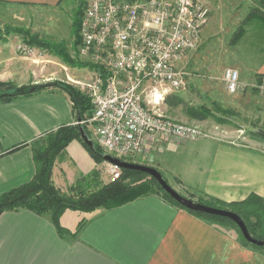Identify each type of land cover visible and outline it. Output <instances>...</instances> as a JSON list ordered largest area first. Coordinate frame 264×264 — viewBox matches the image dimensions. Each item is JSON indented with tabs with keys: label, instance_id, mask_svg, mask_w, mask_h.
Wrapping results in <instances>:
<instances>
[{
	"label": "crops",
	"instance_id": "1",
	"mask_svg": "<svg viewBox=\"0 0 264 264\" xmlns=\"http://www.w3.org/2000/svg\"><path fill=\"white\" fill-rule=\"evenodd\" d=\"M58 4L60 0H0V16L15 15L14 7ZM213 38L210 32L202 34V43ZM24 40L17 33H7L0 40V82L20 86L61 81L53 70L59 62L47 59L45 51L31 57L17 51L16 45ZM193 59L182 67L185 78L191 75L188 83ZM44 62L49 65L40 64ZM251 70L247 84L264 76V57ZM77 120L71 96L56 86L0 101V195L33 179L37 141ZM218 126L210 131L212 135L222 133L218 138L168 141L150 147L135 160H126L158 168L173 188L180 193L185 190V196L195 200L213 197L230 203L252 193L264 198V143H239L230 131L219 132ZM97 165L86 147L73 140L55 160L53 182L68 193ZM59 225L66 232L59 230L49 214L29 209L3 212L0 264H264V254L244 245L234 229L203 219L161 194L92 212L67 209Z\"/></svg>",
	"mask_w": 264,
	"mask_h": 264
},
{
	"label": "built area",
	"instance_id": "2",
	"mask_svg": "<svg viewBox=\"0 0 264 264\" xmlns=\"http://www.w3.org/2000/svg\"><path fill=\"white\" fill-rule=\"evenodd\" d=\"M211 12L205 0H89L79 51L98 69L79 84L91 99L96 142L105 153L124 159L164 142L208 136L201 126L164 115L159 107L166 95L185 89L180 62L201 46ZM16 49L38 55L24 42ZM224 78L231 94L242 87L237 69L226 68ZM248 86L264 91V76ZM108 165L109 182L119 180L123 169Z\"/></svg>",
	"mask_w": 264,
	"mask_h": 264
},
{
	"label": "rangeland",
	"instance_id": "3",
	"mask_svg": "<svg viewBox=\"0 0 264 264\" xmlns=\"http://www.w3.org/2000/svg\"><path fill=\"white\" fill-rule=\"evenodd\" d=\"M79 1L83 3L84 14L89 0H63L61 4L55 7H14L13 9L16 11L15 15L14 13H9L5 18L4 16H0V26L5 27L10 25L30 28L32 33L38 34L52 42H65L68 48L67 54L75 63L66 61L63 57L59 56L58 52L35 48L38 54L45 51L47 59L59 62L56 65L50 61V63L56 65V68L54 66L53 70L57 71L56 74L61 78V81L58 80L59 82L68 83L73 88L87 95L81 89L79 81L85 82L90 80L93 73L98 69V65L94 63L93 58L82 55L79 51L80 45L75 44L77 38L73 35L72 19ZM205 1L211 5L212 12L210 22L203 31V37L210 32V34L214 35V38L208 44L202 43L196 51L188 52L181 60V67L192 61L193 57L194 64L189 69L192 72V78L189 79L190 83H188L187 77L191 75H187L185 78L187 81L186 89L177 93L180 96H185L188 102L193 105L208 104L212 106L216 103L223 108L232 110L235 115H226L225 118L228 119L227 123L219 124L215 118H209L202 122L191 120L186 116L181 107L170 108L165 102L160 105L159 110L169 117L201 126L208 133L206 138L220 137L222 133L210 134V131H214L216 125H219V128L217 127L220 129L219 132H222L221 130L224 129L230 131L229 135L232 136L231 134H233V138L237 139L234 140L239 143L247 145L264 143V140L255 137V134L260 135L258 130L264 129V91L251 86L246 87L247 80L250 77L249 73L252 71L251 69L264 57V22L259 15L260 11H264V4L262 0ZM240 28L244 30L242 31V35L240 38L233 40V37ZM40 64L49 65L48 62ZM47 66L45 69H47ZM230 67L239 71L242 87L245 84V88L241 87L234 94L230 92L226 94L227 85L223 75L225 69ZM247 93L254 96V98H248ZM92 115L93 105L90 106V114L86 115V119L81 121V123L77 120L76 124L83 125L89 137L96 141L95 124L91 122ZM218 116H221V114H218ZM86 150L89 151L87 148ZM145 153L134 155L129 159L135 160ZM124 159L126 160L127 158ZM172 159L169 157L168 161H173ZM97 164V167L92 169L86 175L88 176L86 178H89L94 170H98L100 180L108 183L110 179L109 165L106 161ZM134 176L136 177L133 179L129 178L127 181H135L141 175ZM170 183L174 185L173 182ZM182 193L183 195H187L185 190H182ZM68 194H72V192L69 191ZM224 226L227 229H234L236 237L241 240L236 227H231L230 225ZM249 248L252 251L261 253L251 246ZM261 248H264V246H261Z\"/></svg>",
	"mask_w": 264,
	"mask_h": 264
},
{
	"label": "trees",
	"instance_id": "4",
	"mask_svg": "<svg viewBox=\"0 0 264 264\" xmlns=\"http://www.w3.org/2000/svg\"><path fill=\"white\" fill-rule=\"evenodd\" d=\"M62 1L63 0H60V4ZM82 6V1H79L72 19V31L73 35L77 38V42H75L77 45H80L81 43L80 30L83 18ZM259 15L264 22V11H260ZM242 31H244L243 28H240L233 37V40L240 38ZM7 33L20 34L25 38V43L41 49L58 52L59 56L63 57L66 61L75 63L67 54L68 48L65 42H52L38 34L32 33L30 28L14 27L10 25L5 27L0 26V40H3V37ZM54 86L64 89L71 96L77 119L81 118V121H84L86 115L90 114V106H92L91 99L68 83L65 84L63 82L54 81L42 84L18 86L13 82H0V101H12L19 96L30 95ZM164 102L170 108L181 107L186 116L191 120L199 122L208 120L209 118H215L219 124H225L228 120L225 118L226 115H235L232 110L223 108L216 103L212 106L208 104L193 105L178 93H170L166 95ZM218 114H221V116H218ZM81 126L86 131L83 125H68L49 134V136L43 141H37L34 146L36 173L31 181L0 195V215L5 211L17 209H29L37 214H49L53 222L57 224L59 230L61 232H66V230L59 225V221L61 215L67 209L92 212L99 208L109 209L118 207L140 197L161 194L172 204H175L203 219L223 226L230 225L236 227L244 245H249L253 247V249L264 254V248L249 243L244 238L237 224L231 219L190 210L182 206L170 194H168L154 178L140 171L124 169L120 180L104 183L100 180V173L98 170H94L89 178H86L88 176H85L84 178L77 180L75 185L70 188L72 194L63 193L54 184L52 172L58 155L67 148L71 141L79 140L89 150L97 163L105 161L102 156L105 152L96 141L93 140L94 150L86 144L80 132ZM86 133L89 136L87 131ZM255 137L264 140V137L258 134H255ZM134 175L141 176H138L139 179L135 181L128 182L127 180L129 178L133 179L136 177ZM187 197L192 198L191 196ZM197 201L237 213L244 220L249 232L254 237L264 238V198L260 195L252 193L242 201L230 203L213 197L198 198Z\"/></svg>",
	"mask_w": 264,
	"mask_h": 264
},
{
	"label": "water",
	"instance_id": "5",
	"mask_svg": "<svg viewBox=\"0 0 264 264\" xmlns=\"http://www.w3.org/2000/svg\"><path fill=\"white\" fill-rule=\"evenodd\" d=\"M79 121H81V118H79ZM80 132L82 135V138L86 142V144L94 150V141L91 139L84 128L81 126L80 127ZM258 133L264 137V129L258 130ZM103 159L111 164L117 165L120 168L127 169V170H136L140 171L143 173H146L150 175L152 178H154L160 185L161 187L168 193L170 194L178 203H180L182 206L194 210V211H199L207 214H212V215H217V216H222V217H227L231 219L233 222L237 224L239 229L241 230L244 238L251 243L252 245L255 246H264V238H256L254 237L248 230V227L244 220L235 212L228 210V209H222L218 207H213L204 203H201L193 198L187 197L177 191L173 186L168 182V180L165 178L163 173L156 167L147 165V164H141V163H136V162H131L127 161L125 159L116 157L114 155L108 154V153H103L102 154Z\"/></svg>",
	"mask_w": 264,
	"mask_h": 264
}]
</instances>
